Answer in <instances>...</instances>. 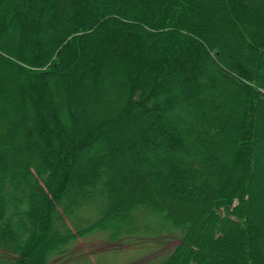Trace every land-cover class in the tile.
<instances>
[{"label": "trees", "instance_id": "obj_1", "mask_svg": "<svg viewBox=\"0 0 264 264\" xmlns=\"http://www.w3.org/2000/svg\"><path fill=\"white\" fill-rule=\"evenodd\" d=\"M94 231L264 264V0H0V264Z\"/></svg>", "mask_w": 264, "mask_h": 264}, {"label": "rangeland", "instance_id": "obj_2", "mask_svg": "<svg viewBox=\"0 0 264 264\" xmlns=\"http://www.w3.org/2000/svg\"><path fill=\"white\" fill-rule=\"evenodd\" d=\"M166 252H157L155 246L145 240L121 238L110 242L109 233L94 231L71 242L65 254L54 256L48 264H153V260Z\"/></svg>", "mask_w": 264, "mask_h": 264}]
</instances>
